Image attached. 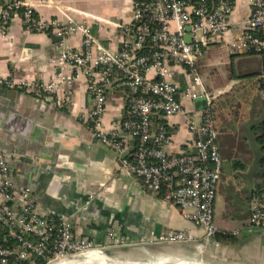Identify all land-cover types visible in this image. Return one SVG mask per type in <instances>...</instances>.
<instances>
[{
  "label": "crops",
  "instance_id": "obj_1",
  "mask_svg": "<svg viewBox=\"0 0 264 264\" xmlns=\"http://www.w3.org/2000/svg\"><path fill=\"white\" fill-rule=\"evenodd\" d=\"M29 1L40 18L58 15L61 9L78 20H86L104 46L117 49L120 32L114 24L129 21L137 0ZM248 13V0L233 1L229 37L242 29ZM56 40L50 33H28L19 19H14L8 36L0 38V76L49 81L61 71L53 65L58 53ZM66 44L78 48L80 38L70 37ZM217 44H224L230 56L242 58L235 71L224 73V82L205 85L201 79L215 100L216 142L221 158L214 223L227 232L237 231L234 241L215 237L216 243L204 242L201 227L183 218L176 206L150 194L141 181L133 180L120 165L117 154L92 136L81 119L92 106L82 76L64 86L62 95L71 92V102L65 105L20 91L0 95V148L14 155L10 165L15 183L21 187L31 185L40 211L70 216L75 236L91 240L124 264H152L156 260L160 264H264V233L249 224L258 182L255 145L249 138L252 124L264 117V89L256 85L251 95L240 93L248 80L246 85L264 76L262 69L254 71L248 65L260 55L233 51L228 42ZM206 58L207 47L198 61V71ZM64 72L71 74L69 69ZM176 79L180 89L187 85L183 68H177ZM223 94L228 98L219 100ZM126 97L124 91L107 94L103 116L106 127L113 121L121 122ZM183 104L190 111L202 106L203 100H183ZM157 121L163 122L171 134V152H193L195 135L188 130L185 115L159 117ZM128 140L134 144L133 139ZM73 206L78 210L86 207L90 216L78 215ZM167 229L189 230L197 241L155 243Z\"/></svg>",
  "mask_w": 264,
  "mask_h": 264
},
{
  "label": "built area",
  "instance_id": "obj_2",
  "mask_svg": "<svg viewBox=\"0 0 264 264\" xmlns=\"http://www.w3.org/2000/svg\"><path fill=\"white\" fill-rule=\"evenodd\" d=\"M233 1L137 0L129 21L114 24L120 38L119 48L112 49L92 34L86 20L61 9L58 15L43 19L29 0H0V38L8 36L14 19L28 33H50L57 38L53 65L61 69L44 82L0 76V88L65 105L71 102V92L62 95L64 86L82 76L92 100L91 108L81 115L82 122L98 142L117 154L122 168L135 174L161 200L176 206L183 218L201 227L204 242L218 234L237 235V231L227 232L214 223L221 158L213 96L198 72V61L212 43L228 42L233 51L264 54V0H248L249 13L242 29L229 37ZM187 35L190 42L185 40ZM73 36L80 38L78 48L66 44ZM177 68H183L188 77L183 89L176 79ZM64 69L71 74L63 73ZM112 90L124 91L127 97L121 122L106 127L103 116ZM199 99L203 104L197 109L188 111L183 104V100ZM173 115L186 116L187 128L195 135L193 152L169 150L171 134L157 118ZM128 138L134 140L133 145ZM13 156L0 148V264L22 260L49 264L97 249L91 240L74 235L70 216L38 209L31 185L15 183L10 165ZM249 224L264 230V198L253 201ZM195 241L196 236L183 229H167L154 240L160 244Z\"/></svg>",
  "mask_w": 264,
  "mask_h": 264
},
{
  "label": "trees",
  "instance_id": "obj_3",
  "mask_svg": "<svg viewBox=\"0 0 264 264\" xmlns=\"http://www.w3.org/2000/svg\"><path fill=\"white\" fill-rule=\"evenodd\" d=\"M243 55L249 56H258V54L254 52H244ZM263 57V53L259 54ZM262 74L264 75V60L262 64ZM249 80L247 81V83ZM251 82V81H250ZM246 83V84H247ZM244 84L240 90V93L247 95H251L252 91L255 89L256 85H259L258 89H264V76L260 77L259 79L255 80L253 83L246 85ZM233 94V93H232ZM228 94H223L219 96V100L222 98H228ZM215 101V100H214ZM212 101V110L213 112L216 110V104ZM249 140L255 145V159L257 163V171L256 177L258 182L255 184L254 193L256 194L255 198H264V117L257 122H254L251 126V134ZM131 155L128 156L130 158ZM160 198V196H158ZM3 237V232L0 230V240ZM219 240H226V241H234L236 239V235L232 234H218L216 236ZM12 261H9L10 264ZM17 264H30L29 260H22L17 261Z\"/></svg>",
  "mask_w": 264,
  "mask_h": 264
},
{
  "label": "rangeland",
  "instance_id": "obj_4",
  "mask_svg": "<svg viewBox=\"0 0 264 264\" xmlns=\"http://www.w3.org/2000/svg\"><path fill=\"white\" fill-rule=\"evenodd\" d=\"M230 55L231 53L229 52V49L224 44L212 43L207 46V58L204 60L200 70L198 71L205 85H208L209 82H213L214 85L222 83L225 81L223 78L224 73L228 75L231 71H235L237 69L240 64L238 61L242 58L238 55ZM263 60L264 54L263 57L260 56L258 59L248 62V65L249 67L251 65V70L258 71L262 69ZM206 75L209 77L207 78ZM205 79H207V81ZM97 249L103 251L99 247ZM98 250L86 252L90 254Z\"/></svg>",
  "mask_w": 264,
  "mask_h": 264
},
{
  "label": "bare ground",
  "instance_id": "obj_5",
  "mask_svg": "<svg viewBox=\"0 0 264 264\" xmlns=\"http://www.w3.org/2000/svg\"><path fill=\"white\" fill-rule=\"evenodd\" d=\"M97 250V249H94ZM93 251V250H90ZM89 252V251H88ZM85 253V252H82ZM79 253L77 254V256L65 259L61 262H57L55 264H116V263H112L107 261L106 257L102 254V252L100 250L92 252V253H87V254H82ZM170 257V256H169ZM158 258V257H157ZM178 258V257H177ZM149 260L151 258H148ZM147 259V260H148ZM153 260V258H152ZM178 260V259H177ZM180 260V259H179ZM194 260V259H193ZM135 261V260H134ZM151 261V260H150ZM158 260H156L155 262H153L152 264H160V262H157ZM162 262V261H161ZM183 262V261H182ZM186 262V261H185ZM190 262V261H189ZM169 263V262H168ZM181 263V262H180ZM195 263V262H194ZM193 263V264H194ZM197 263V262H196ZM138 264V263H137ZM185 264V263H184ZM198 264H203V263H198Z\"/></svg>",
  "mask_w": 264,
  "mask_h": 264
},
{
  "label": "water",
  "instance_id": "obj_6",
  "mask_svg": "<svg viewBox=\"0 0 264 264\" xmlns=\"http://www.w3.org/2000/svg\"><path fill=\"white\" fill-rule=\"evenodd\" d=\"M187 30H189V29H187ZM185 40H186V42H190V37H189V35H187V36L185 37ZM9 91H12V92L16 93L15 90H7V89L0 88V95H4V96H10V95H12L11 93H9ZM126 155H127V153H124L121 157L124 158ZM127 173H128V174L130 175V177H131L133 180H135L136 182H140V181H141V180H140L135 174H133V173H131V172H127ZM147 190H148V189H147ZM148 192H149L150 194H152L154 197L157 196L156 193H152L150 190H148ZM73 211H75L78 215L90 216L89 213H86V207L82 208L81 210H78L77 206H73ZM258 231L261 232V233H264V230H263V229H259ZM210 241L216 243V239H215V238H211ZM101 252H102V254L106 257L107 261L112 262V263H116V264H124V263H122V262H119V261L114 260L112 257H110L109 255H107L105 252H103V251H101ZM76 255H77V254H75V255H73V256H69V257H67V258H71V257H74V256H76ZM67 258H64V259H58V260H55V261H53V262H51V263H49V264H55V263H57V262H61V261L65 260V259H67Z\"/></svg>",
  "mask_w": 264,
  "mask_h": 264
}]
</instances>
